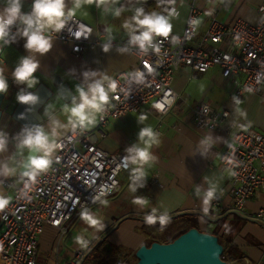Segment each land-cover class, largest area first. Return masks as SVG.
Listing matches in <instances>:
<instances>
[{"label":"crops","instance_id":"crops-1","mask_svg":"<svg viewBox=\"0 0 264 264\" xmlns=\"http://www.w3.org/2000/svg\"><path fill=\"white\" fill-rule=\"evenodd\" d=\"M64 2L66 14L70 9L73 10L72 15L95 29L93 39L100 33L105 39H113L117 46L107 45L108 51H104L105 44L78 55L72 52L70 46L49 38L52 47L49 52L41 55L24 47L26 37L23 34L13 35L9 43H6L8 36L0 40V70L8 83L7 95L11 97L10 101L7 99L3 104L4 113L0 120V136L6 141L4 149L0 151V195L9 191L4 183L21 172V167L28 158L30 151L21 146L28 131H34L39 126L48 134L50 142L56 144L73 129L70 108L80 103V88L87 92L97 81L102 82L105 78L128 71L136 65L137 60L127 49L131 37L124 26L125 22H131L136 9L143 8L145 13L156 11L167 16L169 10L174 8L176 15L170 19L172 32L180 34L186 25L190 7H198L201 14L195 43L207 32L213 18L228 24L238 18L251 24H258L264 19V12H260V8L264 7V0H104L103 3L98 0H81L78 8L75 7L74 0ZM10 3L11 0H0V15L4 14ZM20 6L22 14H31L33 0H20ZM117 9L120 10L119 16L115 15ZM16 22L21 23L19 19ZM44 30L52 29L45 27ZM25 57H33L39 62V67L33 74L38 82L32 87H29L28 82L16 81L13 75L15 68ZM204 75H209L208 81L212 80L207 91L215 84H223L229 88L222 100L216 104L211 102L218 111L229 110L230 124L241 129L264 131V98L250 93L243 94L238 99L233 96L240 78L225 79L219 68L201 74L188 67H181L173 82L175 90L181 96V104L178 102L172 111L163 116L153 110L151 105H147L141 114H128L121 119L111 120L105 127L107 136L101 139L100 146L112 153L129 156L127 150L133 145L144 147L139 133L145 127L152 128L159 143H153L149 149L153 156L150 163L136 165L130 162L131 169L120 174L123 187L119 193L88 209L100 218L105 226L104 230L97 231L86 225L80 220L81 213L71 221L70 230L62 239L56 230L47 228L40 241L39 261L40 258H47L49 264H55L59 242L62 243L59 250L61 259L65 262L72 259L74 253L82 248L75 239L74 243L70 242L78 235L93 244L90 251L107 237V244L113 248L118 246L136 252L143 244L166 243L196 227L202 232L218 236L221 244L227 245L229 253L231 249L237 251L238 257L230 255L233 263L264 264V230L254 228L253 223L259 221L248 217L264 206V194L255 196L247 203L246 214L232 213V178L230 172L221 165V156L227 147L232 128H198L194 117L195 106L185 103L189 102L184 95L191 81L204 80L205 77L199 78ZM42 86L53 92L52 97L40 107L35 116L28 112L19 118L29 123L15 119V111L20 103L17 95L35 92ZM27 105L30 107L32 104ZM91 115L94 123L86 128L95 131L99 125V113L93 111ZM141 116L146 119L141 120ZM37 117L42 119L36 121L39 119ZM138 166L143 168L146 175L136 179L132 170ZM6 169L12 170V174H7ZM141 184L144 186L140 187ZM132 186H135V192L131 191ZM210 188L216 189L218 198L213 200L221 203L220 209H212V201L209 205L204 203L205 193ZM135 197L147 198L148 204L144 207L133 204ZM153 208L157 209V215L168 212L170 218L180 217L171 219L163 230L158 221L155 225H146L144 216ZM224 218L232 222L241 221L240 224L245 223V227L242 228L239 224L235 232L224 236L226 233H215L207 223V220ZM198 220H205L206 225L201 226ZM259 223L264 226V223ZM248 227L254 235L246 233Z\"/></svg>","mask_w":264,"mask_h":264},{"label":"built area","instance_id":"built-area-1","mask_svg":"<svg viewBox=\"0 0 264 264\" xmlns=\"http://www.w3.org/2000/svg\"><path fill=\"white\" fill-rule=\"evenodd\" d=\"M260 12H264L263 6ZM200 14L201 10L192 5L182 33L171 32L167 39L155 38L153 43H159L161 48L159 54L151 48L143 53L130 43L127 49L137 63L130 70L102 81L109 103L99 112L98 128L91 131L76 127L61 137L56 142L51 167L38 175L35 182L19 172L4 183L9 190L4 196L10 198V203L0 211L2 264H39L40 241L47 228L56 230L62 239L81 211L122 190L120 174L129 171L131 163L125 160L126 154L112 153L100 146L101 139L107 136L105 127L111 120L141 114L147 105L162 116L172 111L181 99L173 86L175 74L181 67L201 74L219 68L223 78L241 79L233 92L235 98L246 93L263 97L264 19L251 24L238 18L228 24L213 18L207 32L195 43L198 25L193 21H198ZM66 18L61 31L43 30V34L70 46L78 55L105 44L117 46L113 39H105L100 33L93 39L95 29L78 17ZM24 28L22 23L12 25L6 43L13 35L23 34ZM77 32L82 33L79 39L75 38ZM172 36L177 39L173 41ZM137 70L144 72L140 82L135 77ZM113 80L118 85L115 91L109 88ZM194 117L200 129L232 128L221 165L232 178V213L246 214L247 203L264 194V131L237 128L229 123V110L218 111L208 100L198 102ZM212 202V209H220L218 200ZM248 217L264 223V206ZM61 247L59 242L55 264H83L93 244L89 242L87 248L78 249L66 262L59 256Z\"/></svg>","mask_w":264,"mask_h":264},{"label":"clouds","instance_id":"clouds-1","mask_svg":"<svg viewBox=\"0 0 264 264\" xmlns=\"http://www.w3.org/2000/svg\"><path fill=\"white\" fill-rule=\"evenodd\" d=\"M93 2V0H89ZM97 2V0H95ZM99 3H103L104 0H98ZM75 7L81 6V0H74ZM73 14V10H69L68 14L65 13V2L64 0H33V10L31 14H22L20 0H11L10 6L5 9L4 14L0 15V40H4L9 33V29L19 19L20 22L25 25L23 36L26 37V43L24 47L26 49L33 50L34 52L40 53L41 55L46 54L50 51L52 44L49 38L43 34L45 27H49L52 30L59 32L61 31L67 22V16ZM115 15H120V10L115 11ZM176 15L175 9H171L168 15L165 16L162 13L152 11L145 13L143 8H138L135 14L131 18V22H125L129 35L131 37L130 43L135 44L143 53H147L148 49L151 48L154 53L159 54L161 48L159 43L154 44L153 41L157 37L169 38L172 32V24L170 19ZM199 21H193V24H198ZM139 32V34H136ZM82 33L77 32L75 38L79 39ZM171 39L175 41L177 37L172 36ZM7 42V41H6ZM163 41H160L162 43ZM104 51H108V46L105 45ZM39 62L33 57H25L21 63L15 68L13 75L15 80L18 82H28L29 87L34 86L38 81L35 80L33 74L37 71ZM146 67H148L146 65ZM148 71L152 69L148 67ZM137 82L144 77V72L137 70L135 72ZM118 87L116 81H112L109 84V88L113 91ZM8 91V83L3 76L2 70H0V93L6 94ZM80 103L74 104L70 108V123L73 125V129L76 127L86 128L94 123V119L91 113L102 112L104 105L109 103V96L106 92L103 83L97 81L89 87L86 92L80 88ZM23 93V90H21ZM37 97L31 93L18 94L17 101L21 103L35 104ZM118 99V97H117ZM141 120L146 117L141 116ZM156 133L153 132L151 127H145L140 130L139 139L144 143V147H138L133 145L132 148L128 149L129 156L125 157V160L130 161L132 164L143 165L150 163L153 160V156L149 149L153 143L158 144L156 140ZM147 138V139H145ZM5 139L0 136V151L4 149ZM22 147L28 148L30 152L35 151L37 155L30 156L26 165V171L23 175L29 177L33 182L36 181V177L51 167L53 161L51 159L52 153L55 151L57 145L50 142L48 134L39 126L34 131H28L24 136ZM133 175L136 179L144 177L146 175L142 167L138 166L132 170ZM7 174H12V170L6 169ZM233 175L235 173L233 172ZM144 185L141 184L140 187ZM131 191L135 192V186L131 187ZM216 189L210 188L205 193L204 203L209 205L213 199H217ZM10 203V198L4 195H0V211H3ZM133 204L140 205L142 207L148 204V199L145 197H135ZM80 220H82L89 227L103 231L104 225L100 218L94 213L84 210L81 211ZM160 224V229L163 230L170 222V216L168 212L157 215V209L153 208L152 211L144 216V222L146 225L152 226L157 223ZM59 223V221H57ZM75 241L82 248H87L89 241L83 239L82 236L78 235L75 237Z\"/></svg>","mask_w":264,"mask_h":264},{"label":"water","instance_id":"water-1","mask_svg":"<svg viewBox=\"0 0 264 264\" xmlns=\"http://www.w3.org/2000/svg\"><path fill=\"white\" fill-rule=\"evenodd\" d=\"M56 88L57 84L54 83ZM31 93L38 99L35 104L28 107V103H19L15 111V119L21 120L22 123L26 122L24 119H19L24 116L25 113H32L34 116L39 112L38 110L44 105L53 92L47 87H40L35 92ZM11 100V97L4 93H0V120L3 116V104L6 100ZM36 121H40L42 118L37 117ZM35 121V122H36ZM35 151L29 152L27 160L21 167V173L26 171V165L30 156H35ZM107 249L111 250L110 244L106 245ZM224 246L221 244L219 237L207 232H202L198 228L193 227L185 233L178 236L174 241L170 243L153 242L151 245L143 244L136 252L137 263L136 264H234L223 259ZM83 264H93L84 260Z\"/></svg>","mask_w":264,"mask_h":264},{"label":"rangeland","instance_id":"rangeland-1","mask_svg":"<svg viewBox=\"0 0 264 264\" xmlns=\"http://www.w3.org/2000/svg\"><path fill=\"white\" fill-rule=\"evenodd\" d=\"M203 77H205L204 80L191 81V83L187 87L186 94L184 95V96H187L189 99V102L184 101L185 103H187V105L196 106L198 102L201 100H208L210 102L213 101V103L216 104L220 100H222L225 97V93L228 92L229 88H227V86L223 84H219V85L215 84L213 85L210 91H207V87L211 85L212 80L209 78L211 81H208L207 77H209V75L200 76L199 78L202 79ZM193 78L197 79L196 77H193ZM263 98H264V95H263ZM198 222L200 223L201 226L206 225L205 220H198ZM240 222L241 221H235V222L227 221L226 218L207 220V223L211 226L212 231H214L215 233H220V232L226 233L224 236H227L231 232H235L238 229ZM244 224L245 223H241L240 227L244 228L245 227ZM253 224H254L253 226L254 228L259 229V230L260 229L264 230L263 224L259 222L258 223L254 222ZM249 227L246 229V233L250 235H254L252 229H250ZM73 236L75 237L76 234H74ZM74 239L75 238H72L70 242L74 243ZM68 246L70 247L69 244ZM122 254H123V257L117 264H136L137 263L135 251L129 252L128 250L122 249ZM93 257H94L93 255L90 257L89 259L90 262H94ZM223 259H225V261L233 263V260H232L233 258H231L230 255L228 254L226 256H223ZM39 262L41 264H49V261L47 260V258H40Z\"/></svg>","mask_w":264,"mask_h":264},{"label":"trees","instance_id":"trees-1","mask_svg":"<svg viewBox=\"0 0 264 264\" xmlns=\"http://www.w3.org/2000/svg\"><path fill=\"white\" fill-rule=\"evenodd\" d=\"M182 215H198V214H182ZM176 217H180V215L175 216V217H171L170 220L173 219V218H176ZM190 229H188V230H190ZM177 237L178 236L172 238L171 240H168V242H166V243H170V242L174 241ZM106 245H107V237H104L87 254L86 259H89L93 255L94 256L93 257L94 262H91L93 264H117L122 259V257H123L122 249L128 250L129 252H131V251L133 252V250H129L127 248L118 247V246L117 247H114V248L112 247L111 250L109 251L107 249ZM223 246H224L223 256H226L227 254L228 255H231V256H235V257H238L239 256V253L237 251L231 249V252L229 253V250H228L227 245L224 244Z\"/></svg>","mask_w":264,"mask_h":264},{"label":"flooded vegetation","instance_id":"flooded-vegetation-1","mask_svg":"<svg viewBox=\"0 0 264 264\" xmlns=\"http://www.w3.org/2000/svg\"><path fill=\"white\" fill-rule=\"evenodd\" d=\"M90 259V258H89ZM89 259H87V262H89Z\"/></svg>","mask_w":264,"mask_h":264}]
</instances>
